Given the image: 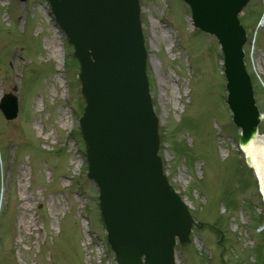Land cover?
Listing matches in <instances>:
<instances>
[{
  "label": "rangeland",
  "instance_id": "374dc122",
  "mask_svg": "<svg viewBox=\"0 0 264 264\" xmlns=\"http://www.w3.org/2000/svg\"><path fill=\"white\" fill-rule=\"evenodd\" d=\"M140 5L150 92L164 136L159 154L201 223L190 243L177 247V264L264 262L261 199L252 173L241 168L219 45L193 27L182 0ZM261 13L264 0H249L240 17L246 67L264 115ZM70 56L46 0H0V96L17 86L19 97L15 119L0 112V264H116L98 187L86 176L78 126L83 98ZM258 128L264 133V116Z\"/></svg>",
  "mask_w": 264,
  "mask_h": 264
},
{
  "label": "water",
  "instance_id": "95a60500",
  "mask_svg": "<svg viewBox=\"0 0 264 264\" xmlns=\"http://www.w3.org/2000/svg\"><path fill=\"white\" fill-rule=\"evenodd\" d=\"M184 1L191 8L193 25L218 39L228 90L226 101L234 123L241 128L239 142L244 145L248 137L255 135L260 120L243 60L245 29L237 17L248 0ZM115 2L128 8V12L123 17L115 16V25L108 31H100L99 25L97 30L94 18L103 15ZM50 3L81 63L79 77L89 116L84 125L90 130L91 122L94 123L93 138L84 133L88 156L91 154L88 177L99 185L102 215L118 264H174L175 235L186 243L191 223L185 206L166 182L156 155V120L144 76L138 0H50ZM114 12L123 14L118 8ZM106 25V21H101V27ZM90 56L95 62L90 61ZM0 106L7 118L17 113L14 97L7 96ZM110 110L114 114L116 110L120 112L114 117L122 123L117 126L120 132L114 135L101 118ZM131 113L138 116L137 121H131ZM98 135L108 141L107 151L113 156L118 155V150L127 153L122 164L115 158H103L106 152L96 139ZM121 167L122 173L118 170ZM256 170L261 182L260 169Z\"/></svg>",
  "mask_w": 264,
  "mask_h": 264
},
{
  "label": "bare ground",
  "instance_id": "6f19581e",
  "mask_svg": "<svg viewBox=\"0 0 264 264\" xmlns=\"http://www.w3.org/2000/svg\"><path fill=\"white\" fill-rule=\"evenodd\" d=\"M260 25H264V18L260 22ZM56 51L57 49H52ZM244 152L247 155L249 162L260 169L261 174V186L264 193V134H257L253 137H248L247 141L244 143Z\"/></svg>",
  "mask_w": 264,
  "mask_h": 264
}]
</instances>
